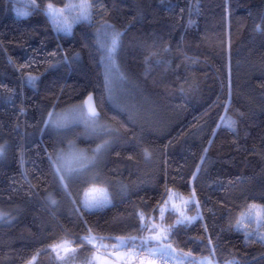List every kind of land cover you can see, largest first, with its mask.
<instances>
[{"label": "trees", "instance_id": "trees-1", "mask_svg": "<svg viewBox=\"0 0 264 264\" xmlns=\"http://www.w3.org/2000/svg\"><path fill=\"white\" fill-rule=\"evenodd\" d=\"M49 3L66 0H36L27 16L16 14L20 0H0V210L10 214L0 220V264L38 250L34 264H88L89 229L139 235L138 213L161 223L170 193L179 203L193 192L184 213L197 219L176 225L173 246L213 264H264L257 226L247 241L236 230L250 204L264 205V0H95L92 20L70 33L55 29ZM105 21L123 34L116 60L126 78L117 74L114 93L96 33ZM90 93L113 131L91 138L80 125L45 123ZM104 139L99 182L111 203L87 211L81 195L95 180L64 189L53 159L67 142L90 149ZM163 216L165 226L179 218ZM63 240L74 257L56 258L49 245Z\"/></svg>", "mask_w": 264, "mask_h": 264}, {"label": "snow or ice", "instance_id": "snow-or-ice-1", "mask_svg": "<svg viewBox=\"0 0 264 264\" xmlns=\"http://www.w3.org/2000/svg\"><path fill=\"white\" fill-rule=\"evenodd\" d=\"M31 7L36 8V0H30ZM95 0H79L78 3H67L63 8H54L53 4L49 3L46 9V15L54 24L57 31H64L66 33L71 31L72 24L68 23L67 12H75V15L71 17L73 23L90 22L92 20L93 8ZM29 12H18V15L27 16ZM63 17V20L61 19ZM257 30H262L260 26H257ZM97 38L99 40V47L103 52L102 59L107 61L108 71L110 73L119 74L121 79L126 77L120 71L117 64V52L121 45L122 33L115 30L112 25L105 23L96 29ZM107 78V77H106ZM36 77H29V81L32 82ZM49 117H53V113H48ZM223 119V117L221 118ZM71 121H82L87 127H90L93 131L100 129L101 131L108 133L113 131L106 125L100 123V113L97 111L96 105L93 103L92 95H89L87 99L81 105H75L69 110L63 117V122L60 121H45L46 124L53 123L56 127H64ZM229 126L232 122L229 121ZM108 141L98 144L95 149L92 150L93 155L90 157L83 151L75 152L70 157L65 156L63 153H58L53 159V165L56 173L59 175L60 182L64 187H67L66 181L74 173H80L83 170L88 169L94 165L96 154L107 145ZM5 145H0V156L4 155ZM207 151V149H205ZM149 153L145 150V156ZM52 159V157H50ZM131 159V157H129ZM203 159V157L201 158ZM199 168V166H198ZM193 173V177H195ZM171 191V190H169ZM85 198L82 201L83 209L92 211L106 207L111 201L109 199L108 192L105 188H91L85 192ZM195 193L192 197L184 201L185 207L188 204L193 203ZM52 203H55L53 200ZM197 207H199V202ZM168 201L164 202V206H161V223L149 222L148 218L143 213H138L140 217V227L137 229L139 235H126L116 237H104L92 235V229H89V235L82 238L87 244H90L92 248L96 249L98 254L94 255L88 264H169V261L175 260L177 264H213L210 258L197 259L193 257L191 251L180 252L171 242V236L173 229L178 224L192 223L197 217H189L184 214L183 211L176 209L173 205V210L178 211L179 218L174 225L165 226L163 223V212L167 210L166 205ZM9 213L0 210V220L9 218ZM244 215V220H237L236 230L243 231L245 240L247 241L254 235L252 231H246L245 229L251 223L257 225V238L260 241H264V232H260V229H264V205L250 204L248 210ZM247 221V223H245ZM147 231V235L143 233ZM114 241L110 245L104 243V241ZM70 242L67 240L60 241L59 243H53L49 245L53 252H56L58 258L64 260L75 256L77 249L66 246ZM212 240L208 241L209 245H212ZM103 250V251H102ZM41 251L38 250L27 264H34ZM65 253L64 256L60 255V252ZM211 255H215L213 250ZM227 264H239L238 261H228Z\"/></svg>", "mask_w": 264, "mask_h": 264}, {"label": "rangeland", "instance_id": "rangeland-1", "mask_svg": "<svg viewBox=\"0 0 264 264\" xmlns=\"http://www.w3.org/2000/svg\"><path fill=\"white\" fill-rule=\"evenodd\" d=\"M21 1V3L24 5V7H22L23 8V10L22 11H19V12H25V9H26V6H29L30 5V0H20ZM79 2V0H66V4L67 3H78ZM64 6H62V7H54V8H63ZM47 9V8H46ZM17 15H18V12L16 13ZM66 15H68V17H69V19H68V23H71L72 24V27H71V30H72V28H73V26L74 25H76L77 23H73L72 22V20H71V17L72 16H74L75 15V12H71V11H69V12H67L66 13ZM19 16H22V15H19ZM62 20H63V17L61 18ZM55 27V26H54ZM56 29V28H55ZM58 32H60V33H66V32H64V31H58ZM71 32V31H70ZM70 32H68V33H70ZM103 63H104V67H105V74H106V80H107V83L109 82V87H110V91H111V93H114V90L116 89L115 87H114V81L116 80V82H115V86H116V83H117V86L120 84L119 83V81H118V77H117V73H110L109 71H108V65H107V61L106 60H104L103 59ZM73 107H70V108H67V109H65L64 111H61V112H57V113H54V115H53V117H49V119H48V121H60V122H63V117H64V115L69 111V110H71ZM100 123L102 124V125H105V122H103V120L100 118ZM50 124V126H52L54 129H56V130H58V131H60V132H62V131H64V130H66V129H68V128H70L72 125H80L83 129H84V131H83V134H84V136L85 137H91V138H95V137H98L99 135H101V133H103V131H101L100 129H97V130H95V131H93L90 127H87L82 121H71V120H69V122L67 123V125L66 126H64V127H56L53 123H49ZM105 141V139L104 140H101L100 142H98L97 144H95V145H92L91 146V148L90 149H87L86 147H78V146H75L72 142H67V144H66V148L65 149H63V148H61V149H59L56 153H55V156L58 154V153H63L65 156H68V157H70L71 156V154H73V153H75V152H79V151H83L86 155H88V156H92L93 155V152H92V150L93 149H95L96 148V146L98 145V144H101V143H103ZM107 146H108V143H107V145L101 150V152L100 153H98V154H96V159H95V162H94V165H92V166H90L88 169H86V170H83V171H81L80 173H74V174H72L71 176H70V178H69V180L68 181H66V183H67V187H64L62 184H61V182H60V184H61V186L64 188V189H68V184L71 182V180L74 178V179H79V180H81V181H85L87 178L89 179V180H95V182L94 183H92V184H90L89 185V187L88 188H86L84 191H83V193H82V195H81V203H82V201L84 200V198H85V196H84V194H85V192H87V191H89L91 188H105L106 189V186L103 184V183H101V182H99L100 180H101V174H100V165H101V163L103 162V160H104V157H105V150H106V148H107ZM55 156H54V158H55ZM54 169H55V167H54ZM56 172V171H55ZM57 174V173H56ZM57 177H58V179H59V181H60V178H59V175L57 174ZM110 199V198H109ZM166 200L168 201V204L166 205V208H167V210H172V211H175V212H177L178 213V211H176V210H173V205H175V207H176V209H178V210H180V211H183L184 212V201L185 200H188L187 198H183V200L181 201V202H176L175 200H174V196H173V194H169L168 195V197L166 198ZM165 200V201H166ZM111 203V202H110ZM109 203V204H110ZM108 204V205H109ZM258 205V204H257ZM161 206H164V203L161 205ZM161 206H160V208H159V218H161ZM166 210V211H167ZM166 211H164L163 212V214L166 212ZM185 214V213H184ZM186 215V214H185ZM178 216H179V213H178ZM242 218H244V215H243V217ZM151 222H155V221H151ZM150 222V223H151ZM155 223H158V222H155ZM255 224V223H254ZM256 225V224H255ZM257 226V225H256ZM146 235H147V233H146ZM110 245V244H109ZM66 246H69L70 247V244H68V245H66ZM103 251V250H102ZM55 253V255H56V258L57 259H60V258H58V256H57V254H56V252H54ZM96 254H98L96 251H94L93 253H92V255L90 256V259H89V261L92 259V257L94 256V255H96ZM60 255L61 256H64L65 255V253H63V251H61L60 252ZM88 261V262H89ZM170 262H172L173 264H177V262L175 261V260H172V261H170ZM24 264H27V262L26 263H24ZM79 264V263H78ZM93 264H95V262H93ZM157 264H160V262H158L157 261Z\"/></svg>", "mask_w": 264, "mask_h": 264}, {"label": "water", "instance_id": "water-1", "mask_svg": "<svg viewBox=\"0 0 264 264\" xmlns=\"http://www.w3.org/2000/svg\"><path fill=\"white\" fill-rule=\"evenodd\" d=\"M89 95H92V97H93V103L96 105V103H95V99H94V96H93L92 93L88 94V95L84 98V101L87 99V97H88ZM84 101H83V102H84ZM96 107H97V106H96ZM97 111L99 112L98 109H97ZM99 113H100V112H99Z\"/></svg>", "mask_w": 264, "mask_h": 264}, {"label": "built area", "instance_id": "built-area-1", "mask_svg": "<svg viewBox=\"0 0 264 264\" xmlns=\"http://www.w3.org/2000/svg\"><path fill=\"white\" fill-rule=\"evenodd\" d=\"M158 262H160V261H158ZM169 264H173V263L169 261Z\"/></svg>", "mask_w": 264, "mask_h": 264}]
</instances>
